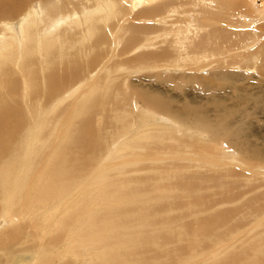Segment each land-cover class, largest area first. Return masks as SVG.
<instances>
[{
    "label": "bare ground",
    "instance_id": "bare-ground-1",
    "mask_svg": "<svg viewBox=\"0 0 264 264\" xmlns=\"http://www.w3.org/2000/svg\"><path fill=\"white\" fill-rule=\"evenodd\" d=\"M201 2L205 8L198 6L197 14L203 31L195 34L188 29L190 22L176 15L173 0H0V202L16 186L11 184L19 168L13 161L18 163L20 152L38 140L44 109L76 93H81L83 102L89 99L67 108V113L80 110L84 115L73 138L78 152L71 157L58 153L48 167L46 184L40 185L36 207L48 206L55 197L61 204L83 184L88 160L79 152L96 153L112 146L113 156L124 140L121 134L131 132L138 139L130 145L143 149L133 156L142 159L139 165L117 175L108 170L107 176H112L100 183L87 203L83 201L87 210L82 215L52 202L47 210L56 207L54 220L39 227L29 218L33 213L24 209L5 210L6 215L0 211V264H8L20 251H32L37 264H54L62 253L60 264L81 262L84 256L71 259L72 248L65 246L72 247L75 243L69 238L85 228L94 233L86 240L104 239L103 247L91 252L89 264H181L176 255L182 259L194 246L212 249L210 254L219 246L222 264H264V241L239 244L237 229L244 224L237 217L241 209L234 206L246 194L264 188V133L262 147L254 142L255 134L256 139L249 141L252 146L243 142L245 136H234L243 130L235 120V102L264 101V37L257 47L245 51L243 47L252 41L250 33L239 25L244 22L227 17L234 13L248 17L249 0ZM208 2L214 3L213 8L208 9ZM129 5L132 10L142 9L135 16L140 22L130 23L118 35L108 24L106 9L111 6L116 16L123 15ZM218 10H225L226 17L216 15ZM259 24L264 29V22ZM50 41L54 48L49 50ZM166 71L165 78L175 84L168 82L170 89L164 91L154 83ZM87 85L92 89L86 91ZM224 145L240 156L248 152L249 163L230 154L220 157ZM178 161L202 164L193 167ZM108 167L112 163L103 168ZM257 202L264 205V190L245 206L256 212L252 206ZM69 225L71 232L66 233ZM183 241L190 249L187 254L180 247ZM226 245L230 246L223 249Z\"/></svg>",
    "mask_w": 264,
    "mask_h": 264
},
{
    "label": "rangeland",
    "instance_id": "rangeland-1",
    "mask_svg": "<svg viewBox=\"0 0 264 264\" xmlns=\"http://www.w3.org/2000/svg\"><path fill=\"white\" fill-rule=\"evenodd\" d=\"M173 1H175L173 9H175V11L177 12L176 15L184 18V20H188L190 22V24L192 25V27H188V29L193 30L195 32V34H198V33L202 32L203 29L200 26L201 16L199 14H197V10H198V6H201L202 8L204 6V8H205V5H199V4H202V2L198 3L199 0H173ZM208 4H210L209 8H208V5H207L206 9L207 8L211 9V7L213 8L214 3L208 2ZM249 7H250V11L246 13L247 15H249L248 17H246L244 15H241L239 13H237V15H235V16H234L235 13L227 15V17L230 16L229 18H232L231 20H236V21L238 20V23H240V21L244 22V24L242 23V24H239V25L242 26L243 28H247L246 29V30H248L247 32L250 33V35L252 37V41L250 43H248L245 47H243V49L245 51L250 50V49H252L254 47H257L261 43L260 41L262 40V38L264 37V29L258 28L259 25H260L259 23L264 22V0H249ZM131 8L132 7H130V5H129L127 7V9L123 11L124 12L123 15L119 14L117 16L115 15L114 9L111 6L109 7V9H106V18L108 20V24L110 26H112L114 28V30L118 31V35H120L122 32H124V30L126 29V27L130 23H139L140 22V19H136L135 16L142 9L139 8L137 10H132ZM219 11H221V12H219ZM224 13H225V10L215 11L216 15H219V16L223 15L222 17H226L227 13H225V14ZM255 13L257 14L256 16H254ZM257 22H258L259 25L257 24ZM217 25H221V24L218 23ZM245 25H247V26H245ZM240 26H237V27H233L232 26L231 29L236 30V28H237L238 30L239 29L243 30V28L240 27ZM225 28L230 29L229 26H225ZM259 37H261V38H259ZM51 43H52V45H51ZM48 48H49V50L54 48L53 42L50 41L48 43ZM167 75H168V72L166 71V72H163V74H162L163 77H161V78L157 77L158 79L155 78V80L157 79L158 82L155 81L154 84L155 85L157 84V86L159 87L160 90H164L165 91L167 89H170V85L171 84H169L168 82H170L172 84H175V82H173V80L165 78V77H167ZM159 84L161 85V87L159 86ZM166 84H167V86H166ZM89 89H92V88L87 85V90L86 91H88ZM78 94H81V93H76V95H72L70 97L71 99L70 98L65 99L64 101H62L63 103L61 102L59 104H56L57 106L54 105L55 108L52 105L53 103H50L51 106L48 104L46 109H44L45 113H43L41 115L42 118L40 117L41 118L40 121L42 123L39 124L40 125V129H38V131L40 130L43 133V136L40 135V131H39L38 132V140L30 141L28 143V145H27L29 148L26 147L20 152V156L22 157V159L18 158L19 159L18 163L16 161L12 160L15 164H17L16 167L19 168V170L16 169V171H17L16 176L13 177L14 178L13 182L15 181V183L11 184V186H14V184H16L15 188L13 189V191L10 190L12 192V193L10 192V195L7 194L8 196L6 195L5 196L6 198L4 197V199L6 201L4 199L3 200L6 203H4L3 200H2V202H0V211H1V213L3 212L2 215H6L5 210L10 211L11 209L12 210L15 209L14 211L17 210L19 212V211H21V209H24L25 211L33 213V214H31L29 216V218L31 217L33 220L37 221V223L39 224V227H40V225H42V227H48L47 225L51 224L50 222H52L54 220V214L56 213V207H53V209L47 210L48 208L51 207L52 202H53V205L55 203H57L58 207H61V208H63V205L65 204L64 205V209L67 210V208H68L69 210H75L78 215L79 214L82 215L87 210L86 207H85L86 206L85 204L87 203L86 199L89 198L88 196H90L92 193H94L96 191V188L100 185V183L106 181L112 175L120 174L121 170L124 169V168H130V167H133L135 165H139V162L142 159L141 158H137V157H133V156H134L135 152L136 153H142L143 149L141 147H138V146L130 145V143H132V142H134L135 140L138 139L137 135L134 134L133 132L130 133V136L127 135L126 133H122L121 137H122V140L123 139L124 140L121 143H119V147H118V149H116V151L114 152L113 156H112V154L109 153L111 151V147L112 146L109 147L107 149V151L104 148L103 149L99 148L96 151V153L95 152H92V153H88V152H86V153L81 152L80 153L79 152V155H81L82 159H84L86 157L85 160L89 161V163H88V161H86L87 162V166H88V167L87 166L86 167L91 169V170H89L87 168L85 169L86 170V174L88 176H84V182H83V184L80 187H78L76 189V192L74 191V193L69 195V197L67 198L66 201L61 202L62 206H61L60 202H57V198L55 197L52 202L49 201V200L46 202V204L51 202L50 204H48V206L44 205L43 207H40L41 209L39 207H36L37 203H36L35 200H36V197L39 196L40 185H41V188H42L46 184V179L45 178H46V173L49 170L48 167L49 166L51 167V165L53 164V160L57 158L58 153L63 151V152H66L65 154H67L68 157H71V156H73L75 154V152H78L77 149L75 148V144L73 142V138H74V135L78 132V127H77L76 124L78 123L79 120H81L82 117H80V115L81 114L83 115V113H82V111L80 112V110H75V111H72L70 113H67V108L68 107L74 106L75 104L77 106L78 103L81 104V102H83L82 97L81 96L79 97ZM74 96H75V99H76L77 103H75L76 101L73 100ZM76 96L79 97V98H76ZM56 100H58V99H56ZM88 100L89 99L85 100L83 103L87 102ZM22 102H24L23 99H22ZM22 102H21V105H22ZM70 102H71V104H68ZM27 104L28 105L30 104L29 97H28V101L26 102V105ZM79 104H78V106H79ZM235 104H236V109H237L235 120H239L241 122L243 130H240L239 133L237 135H234V136H236V137L243 136V138L245 136L243 142L247 143L249 141L253 142L256 139L254 136H252V135L255 134V136L257 135L256 136L257 139L254 142L257 145L259 144L258 146L262 147L263 145L261 144L260 135L264 133V101H262L260 99H256V98H251V99H247L245 101H236ZM64 106H66V108H64ZM84 106L85 105H83V107ZM20 107H21L22 111L25 112L23 107L22 106H20ZM48 107H50V108H48ZM53 109L56 110L57 112L56 111L53 112L54 111ZM76 112L79 113V114H77ZM25 113H27V112H25ZM27 115H28V113H27ZM60 116L63 117V118H60ZM36 117L38 118L37 122H39V116H36ZM43 117H44V119H43ZM83 117H84V115H83ZM58 119H59V121H58ZM51 120L52 121L55 120V121L52 122V124H51ZM47 121L50 124L47 123ZM61 122H63V123L65 122V124H63ZM31 125H33V123L30 124V126L28 127L29 130L32 127ZM46 125H48V126H46ZM113 127H115V125ZM54 128H55V130L53 131L54 133L52 132L50 134V132ZM59 128H60V130H59ZM71 128L73 130H71ZM95 128H97V127L95 126ZM58 132H60V133H58ZM48 133L50 134V136H49ZM56 134H58V135H56ZM68 134H69V137L67 136ZM250 136H251V138H250ZM53 137H55V138H53ZM100 137H99V140H101ZM243 138H241V140ZM34 142H35V144H34ZM100 142H102V140ZM251 142H249V145L252 146V144H250ZM65 146L67 148H65ZM224 146L225 147H223V150H222L224 153H221L220 157H223V156H226L227 154H230L232 156H235L236 160L241 158V157L242 158L244 157L243 159L241 158L242 161L249 163L248 162L249 159L247 157V153L248 152L247 153L243 152V156H240V155L237 154V150L235 148H230L227 145H224ZM261 152L264 153V149ZM103 155H104L103 159L99 160V158L101 156H103ZM92 156L94 157L96 162L94 161ZM97 156H99V157H97ZM107 157H109V158H108L107 161H105ZM245 158L247 159V161L246 160L244 161ZM236 160H235V163H236ZM92 161H93V163L95 162L94 163L95 165H92L93 163H90ZM103 162H106L107 164L112 163V167H108V169H104L103 167H104V164H106V163H103ZM178 162L186 163V164H189V165H191L190 163H192L193 167H197L200 164H202V163L194 162V161H178ZM109 169L113 170V171L109 172V174H111V173H113V174L107 176ZM37 174L40 175V176H37ZM35 175H36V177H35ZM87 178H88V180H87ZM100 178H102L101 181H99ZM97 181H99V182H97ZM96 182H97V184H96ZM242 189H243V187H242ZM263 190H264V188L256 191L255 193H249V196H248V194H246L244 197H242L243 199L241 198L242 200L240 199L236 205L234 204L235 207H238V208L241 209V211H240L241 214H239L237 217H239L238 221H240V222H242L244 224L243 226H241L240 228L237 229V230H240V237L238 239L240 240V238H242V240H240L241 242L239 244L241 245L245 241L242 244V246H251V245L256 244L257 242L264 241V237H261V236H264V234H263L264 233V223H263L264 221L259 220V219H263V217H264V214L262 215V213H264V209H259L258 208V207L264 208L263 203L257 202V203H255L256 204L255 206H252V207H256V210H257L256 212H252L251 209H249V208H247L245 206V202L248 201L250 199V197L257 195V193L258 194L261 193V191H263ZM17 194H18V196H16ZM43 197H45V199H43V201H45L48 198V196L46 194H44ZM83 201L86 202V203L83 204L84 203ZM90 204L91 203L87 204L88 205L87 208L89 210L93 206L92 204H91L92 206ZM89 206H90V208H89ZM18 207L21 208V209H18ZM75 207H77V208H75ZM44 208H45V210H44ZM83 208L85 210H83ZM53 211H54V214H52ZM82 211H84V212H82ZM41 212L42 213L44 212V213L42 214ZM73 213H75V212H73ZM76 213H75V215H76ZM27 215L28 214H26L25 216H27ZM75 215L72 216V217L75 218L77 216V215L76 216ZM205 215H207V214H205ZM205 215H203V216H205ZM0 222H3V218L2 217H0ZM252 222H254V223H252ZM256 223H257V226L255 225ZM69 227H71V225L68 226V228H67L68 231L66 229L63 232L64 233L66 231H67L66 233L71 232V229H69ZM87 232L89 233V231H86V228H85V229H83V231H81L79 233V236L78 235H76L77 237L74 236L75 237L74 239H73V237L69 238L70 240H72L71 244L75 243V244H73L75 246H73V245H72V247L71 246L69 247L68 245L65 246V248H67V250L72 248L71 250H68L69 252L73 251L72 253L70 252L71 254H69V255L73 256V257L71 256V259L75 258V259H79L80 260L84 256L83 259H81V262L78 261V260H74L75 262L78 261V263H76V264H83V262H84V264H89L90 257L92 255V253L96 252L97 250H99L104 245V239H102V240L98 239L97 241L95 240V242L93 240L92 241L91 240H89V241L86 240L88 238V236H89V238H91V236H92L91 234H94V233H91L93 231H90V234H88ZM255 232H257V233H255ZM260 232H261V236L257 235V234H260ZM255 236L257 238H255ZM93 237L94 236H92V238ZM250 238H251V240L249 241ZM75 239H77V240H75ZM80 239L85 244H89V243H91V244H89V246H85V244H82L83 242ZM246 239H247V241H246ZM255 240H256V242H254ZM28 241L29 242H27V243H30V240H28ZM65 242H66V244L69 243L68 241H65ZM65 242H63L62 244L65 245ZM58 244H60V243H58ZM62 244L58 245L60 247L59 250L62 249L61 248V247H63ZM183 244H184V241L180 244V247H184L183 253L187 254V250H190V249H186V248H189L187 246V243L184 244V245ZM91 245H92L93 248L91 247ZM177 245H179V244H177ZM97 246H99V247H97ZM185 246H187V247L185 248ZM216 246L217 245H211L210 247L216 248ZM229 246L230 245H226V246L223 247V249H225V248H227ZM73 247H75V249ZM86 247H88V248L86 249ZM192 248H193V251H191L190 253L193 254V255L190 254L191 256L189 254H187L188 256H186V255L184 256L183 255L184 257L182 259H179L182 256L178 257V255H176L177 259H178V262L181 261L180 262L181 264H217L219 262L218 260L221 259V258H219V256L222 254V251L219 253V251H220L219 246L215 250V254H210L209 253L212 249H206V248L200 249L201 247L200 248H196V246H194ZM92 249H93V251H92ZM94 249L96 251H94ZM74 251L77 252V253L75 254ZM179 252L180 251H178L177 254ZM201 252H202V254H201ZM217 253H219V254L216 255ZM31 254H32V251L24 252V253H23V251L22 252L21 251L17 252L10 259L8 264H23V263L24 264L25 263H27V264H29V263L37 264V263H34L33 262L34 260L31 259V257H32ZM80 255L82 257H80ZM176 256H173V257L176 259ZM56 258H57V261L55 259H53L54 260L53 262H55L56 264H60L59 261L62 260V262H63V259L65 258V256H63V253H62V254H59L58 256H56ZM175 259H171V262L174 261ZM82 260H83V262H82ZM163 261H165V260H163ZM216 261H218V262H216ZM222 263H224V262L223 261L219 262V264H222Z\"/></svg>",
    "mask_w": 264,
    "mask_h": 264
}]
</instances>
